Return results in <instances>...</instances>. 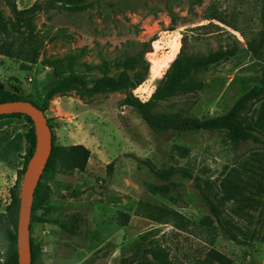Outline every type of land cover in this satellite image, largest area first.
<instances>
[{
    "label": "rangeland",
    "instance_id": "obj_1",
    "mask_svg": "<svg viewBox=\"0 0 264 264\" xmlns=\"http://www.w3.org/2000/svg\"><path fill=\"white\" fill-rule=\"evenodd\" d=\"M35 1L17 0V5L25 9ZM262 3L202 0L192 6V0H94L83 12L47 9L32 27L18 28L6 1L0 0V83L4 90L40 103L71 73L91 87L104 77L119 76L123 66L114 63L116 58L145 52L149 75L134 94L148 101L177 57L231 50L228 60L190 77L202 88L153 106L154 111L184 108L196 117L222 115L264 78ZM216 15L219 19H213ZM81 50L85 55L79 56ZM71 56H76L72 69ZM137 70L129 71L130 76ZM124 98V91L90 96L77 88L57 94L45 112L57 144H83L92 155L85 171L54 178L49 198L38 211L45 222L31 226L44 264H123L151 258L147 252L154 246L166 248L176 264H219L212 252L229 264H264L263 207L251 211L250 223L234 216L232 204L226 202L224 220L237 224L247 241L237 243L211 218L196 181L236 175L239 181L264 182V164L255 161L264 162V147L235 145L225 131L156 133L134 108L123 104ZM28 127L25 116L0 118L1 211L11 203L24 167ZM178 146L189 150L187 157L177 154ZM138 158L158 168L182 167L193 176L177 174L163 181ZM74 213L85 218L78 236L59 225ZM123 214L130 218L127 223ZM7 246L0 231V248Z\"/></svg>",
    "mask_w": 264,
    "mask_h": 264
},
{
    "label": "trees",
    "instance_id": "obj_2",
    "mask_svg": "<svg viewBox=\"0 0 264 264\" xmlns=\"http://www.w3.org/2000/svg\"><path fill=\"white\" fill-rule=\"evenodd\" d=\"M13 15V23L16 27H32L34 20L40 13L47 9L61 7L73 12H83L94 6V0H36L33 5L25 9H19L17 0H5ZM202 0H192V6L201 5ZM263 21H264V0L262 3ZM214 16L213 19H219ZM171 22L177 24V16L170 12ZM4 22V16L0 12V26ZM4 26H2V29ZM85 50H81L79 56H83ZM234 52L231 50H218L204 55H193L188 59L177 57L167 69L163 78L157 85L154 93L148 101L141 100L134 94V90L147 80L150 64L145 58V52H138L133 55H127L122 58H116L114 63L123 66L122 72L118 77H104L98 80L93 86L88 87L86 82L78 78L76 74L71 73L70 77L63 79L59 84L48 90L40 103L32 102L44 113L49 109L51 100L64 92L81 89L87 95L93 96L107 92L124 91L125 98L123 104L134 108L144 122L156 133L163 132H196V131H225L230 141L235 145L255 144L264 147V78L246 92H244L235 102L233 107L225 114L214 117H196L189 113V110L178 108L173 110L154 111L153 106L156 102L167 100L178 94H186L196 89L202 88V83H191L189 81L193 74L210 70L212 67L228 60ZM70 68L76 56H71ZM109 62L103 64L106 67ZM137 68V72L130 76L129 71ZM2 88V84L0 83ZM2 98L0 103L8 101H29L19 94H12L2 88ZM257 105L259 107L257 108ZM25 116L29 127L26 132V143L28 152L25 156L24 167L19 172V178L11 193V203L5 211L0 210V231L6 236L8 246L6 250L0 248V264H19L18 263V244L17 227L20 209V181L24 176L34 154L38 147V136L34 122L27 115L11 114L0 115L1 117ZM48 123L53 132L51 119ZM53 148L47 166L41 174L40 182L36 188L31 226L33 223H43L45 219L39 216L38 211L45 206L51 192V185L54 178L58 175H72L75 172L86 170L90 161L92 152L83 145H59L56 143L57 135L52 134ZM176 152L182 158L189 154V150L182 147H176ZM150 171L159 179L170 182L172 177L177 174H183L192 178V173L184 170L182 167L171 166L169 168H158L150 160H142ZM256 162L264 164L262 160L255 159ZM113 164L108 168L112 171ZM236 175H228L223 180H207L201 184L197 178V185L201 190L203 198L210 207L211 218L226 232L230 239L237 243L246 244L244 232L237 229V224L232 221L224 220V207L226 202L232 204L231 212L240 219H251L252 210H257L261 205L264 213V182H243L234 178ZM124 222L129 221V216L124 215ZM264 219V218H263ZM259 221V220H258ZM85 222L83 215L74 213L67 219L60 222V227L71 236H78L82 232ZM236 230L238 232H236ZM264 239V237H263ZM31 264H44L43 252L39 245H35L31 236ZM151 258L142 257L139 260L125 261L123 264H176L171 260L169 251L161 246H154L147 252ZM212 258L219 264H229L226 258L217 252H212Z\"/></svg>",
    "mask_w": 264,
    "mask_h": 264
},
{
    "label": "water",
    "instance_id": "obj_3",
    "mask_svg": "<svg viewBox=\"0 0 264 264\" xmlns=\"http://www.w3.org/2000/svg\"><path fill=\"white\" fill-rule=\"evenodd\" d=\"M27 115L34 122L38 147L23 178L19 220L17 227L18 263L31 264V215L36 188L52 153V129L46 114L30 101H8L0 103V115Z\"/></svg>",
    "mask_w": 264,
    "mask_h": 264
}]
</instances>
